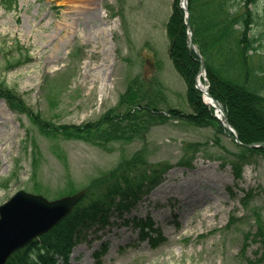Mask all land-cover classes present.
<instances>
[{"label":"rangeland","instance_id":"374dc122","mask_svg":"<svg viewBox=\"0 0 264 264\" xmlns=\"http://www.w3.org/2000/svg\"><path fill=\"white\" fill-rule=\"evenodd\" d=\"M16 2L6 9L0 0V84L17 91L44 121H97L118 104L131 80L147 96L143 103L157 101L163 112H192L185 82L168 54L173 0ZM257 2L263 19L254 33H263L264 47V0ZM1 115L6 121H0V132L11 139L0 153V206L19 190L34 193L37 182L50 200L66 180L85 188L118 165L122 150L127 157L141 150L150 164L172 165L126 222L100 233L82 232L72 264H97L95 252L107 242L111 247L102 264H264L256 263L262 248L253 237L255 217L264 218V155L243 164L236 178L231 162L239 150L215 127L171 121L154 126L145 139L111 145L107 152L82 141L43 137L27 114L15 113L3 99ZM31 138L41 148L35 177ZM191 144L203 150L195 152ZM145 168L139 165L132 175ZM140 219L151 220L163 233L158 248L142 237Z\"/></svg>","mask_w":264,"mask_h":264},{"label":"trees","instance_id":"16d2710c","mask_svg":"<svg viewBox=\"0 0 264 264\" xmlns=\"http://www.w3.org/2000/svg\"><path fill=\"white\" fill-rule=\"evenodd\" d=\"M2 1L6 9L16 5V0ZM257 1L189 0L194 43L206 64L210 93L223 106L243 144H235L239 151L235 154L237 160L231 162L236 177L241 176L243 164L250 163L256 155H264V147L245 146L264 143L263 33L259 36L254 33L259 29L263 15L257 14L254 8ZM167 36L169 56L186 83L190 113L178 108H168L163 112L157 101L143 103L147 96L136 80L121 94L116 108L109 110L101 119L83 125L49 124L27 107L17 91L4 84H0V99H5L12 110L27 114L41 134L49 139L84 141L108 152L116 142L131 144L137 139H145L154 126L171 121L196 127H215L218 133L229 135L230 132L214 116V110L204 103L202 93L196 88L201 62L189 46L185 12L180 7V0L174 1L167 23ZM191 147L200 152L204 146L191 144ZM32 148L33 169L36 171L40 155L36 141ZM143 154L139 150L127 157L122 151L117 167L89 182L85 200L62 224L14 254L7 264H60L55 256L62 260L61 264H69L71 248L78 233L94 227L104 229L111 225L113 215L124 217L131 213L142 197L161 183L162 175L172 168L167 163L150 164ZM139 165L146 168L133 176L132 172ZM74 189V185L69 184L66 191L73 192ZM243 201L247 204L248 198ZM255 218L258 228L253 237L262 248V255L256 261L260 263L264 262V218L261 215ZM246 236L249 237L248 234Z\"/></svg>","mask_w":264,"mask_h":264},{"label":"water","instance_id":"95a60500","mask_svg":"<svg viewBox=\"0 0 264 264\" xmlns=\"http://www.w3.org/2000/svg\"><path fill=\"white\" fill-rule=\"evenodd\" d=\"M183 3L189 17L188 0H183ZM187 25L190 27L189 22ZM190 38L193 44L192 36ZM205 70L202 62L201 72ZM207 95L212 99L210 94ZM224 124L232 130L227 117ZM85 195L86 190H83L73 196L50 202L42 196L19 191L10 201L0 206V264H6L15 252L52 230L72 212Z\"/></svg>","mask_w":264,"mask_h":264},{"label":"bare ground","instance_id":"6f19581e","mask_svg":"<svg viewBox=\"0 0 264 264\" xmlns=\"http://www.w3.org/2000/svg\"><path fill=\"white\" fill-rule=\"evenodd\" d=\"M67 4H70V2H67ZM199 82H200V86H201V88H203L204 89V85H203V83L201 82V79L199 80ZM205 101L209 104V105H211V106H213L212 104H214L212 101H211V99H209L207 96L205 97ZM219 108V107H218ZM4 119H5V121H6V118H4L3 117V115H1V118H0V121H2V123L1 124H4ZM10 137L9 136H7V135H4V134H2L1 132H0V153H3L4 152V150H5V146L8 144V142L10 141Z\"/></svg>","mask_w":264,"mask_h":264}]
</instances>
